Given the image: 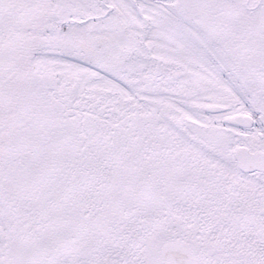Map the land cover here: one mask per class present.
I'll return each instance as SVG.
<instances>
[{"label":"snow or ice","instance_id":"obj_1","mask_svg":"<svg viewBox=\"0 0 264 264\" xmlns=\"http://www.w3.org/2000/svg\"><path fill=\"white\" fill-rule=\"evenodd\" d=\"M0 264H264V0H0Z\"/></svg>","mask_w":264,"mask_h":264}]
</instances>
